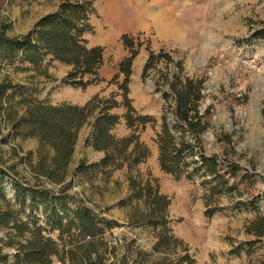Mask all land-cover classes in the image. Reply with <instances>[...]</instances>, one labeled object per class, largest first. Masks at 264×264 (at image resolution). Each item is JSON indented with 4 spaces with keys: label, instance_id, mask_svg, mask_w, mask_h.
<instances>
[{
    "label": "rangeland",
    "instance_id": "rangeland-1",
    "mask_svg": "<svg viewBox=\"0 0 264 264\" xmlns=\"http://www.w3.org/2000/svg\"><path fill=\"white\" fill-rule=\"evenodd\" d=\"M60 1L0 0V25L8 27L9 37L24 35ZM93 7L90 23L94 30L85 38L87 45L103 50L99 82L85 89L66 84L63 79L71 67L49 58L38 69L14 61L0 72V81L7 79L35 89L36 100L53 105H83L94 96H114L121 102L118 84L123 78L114 81V77L119 62L130 55L121 42L127 35L141 44L130 66L128 97L135 116H147L151 123L129 128L123 119L126 110L120 106L111 111L119 118L111 133L116 138L137 136L147 147L148 158L131 170L125 167L109 175H105L109 170L98 172L90 182L76 177L74 170L81 160L92 164L104 156L86 144L91 128L85 126L78 134L68 173L61 182L46 180L38 172L40 147L33 138L9 137L6 144L0 143L2 167H8L7 173L36 191H53L48 195L55 202L66 188L98 218L114 222L107 240L111 245L125 241L117 253L127 250L132 240L135 243L129 251L134 257L141 251L139 258L129 256L125 264H180L176 263L180 256H188L191 264H264V39L252 37L264 29V0H94ZM154 15L162 26L156 25ZM159 50L181 62L183 74L203 79L199 105L207 128L201 135V145L206 156L217 157L219 174L227 185L207 173L192 172L189 177L176 179L159 168L155 136L161 127L166 86L158 82L156 70L146 78L141 75L149 53ZM158 68L165 71L163 65ZM8 131L3 128L2 136ZM129 176L149 180L170 200L166 216L177 242L169 248L156 252L152 229L133 224L135 202L128 201ZM6 200L13 208L12 220L28 224L29 229L34 225L43 228L42 234L60 246L74 243L68 235L60 240L56 230L45 232L44 204L15 206L10 194ZM123 202L133 206L124 207ZM67 203L71 208L75 206L70 199ZM5 209L0 202V212ZM12 225L0 226L1 245L30 237L29 233L16 236ZM3 251L15 252L7 247ZM52 264L61 263L52 257Z\"/></svg>",
    "mask_w": 264,
    "mask_h": 264
},
{
    "label": "trees",
    "instance_id": "trees-1",
    "mask_svg": "<svg viewBox=\"0 0 264 264\" xmlns=\"http://www.w3.org/2000/svg\"><path fill=\"white\" fill-rule=\"evenodd\" d=\"M93 4L94 0H61L54 11L44 14L26 34L20 36L9 37L8 27L0 25V72L12 66L14 61L29 63L38 69L49 58L71 67L63 79L66 84L85 89L99 82L98 71L104 62L103 50L100 46L90 47L85 38L94 30L90 23L94 14ZM252 37L264 39V29L254 32ZM121 42L130 51V55L119 62L114 77V81L123 78L118 84V91L122 92L121 102L116 101L114 96L108 99L94 96L83 105L67 102L53 105L36 100L35 89H27L7 79L0 81V136L3 128H9L0 143L6 144L9 137L38 141L41 156L38 172L54 183L61 182L67 175L78 134L85 126L91 128L86 144L92 151L102 152L104 156L92 164L81 160L74 170L76 177L90 182L98 172L109 170L105 173L109 175L125 167L127 170L134 169L144 162L149 156L148 149L137 136L130 134L125 138H116L111 133L119 124V118L111 111L120 106L126 110L123 119L129 128H143L151 123L147 116H135L128 97L130 66L141 44L134 43L127 35L122 36ZM158 65H163L165 71ZM153 70L159 75L158 82L166 86V91L162 93L161 127L155 136L159 168L176 179L189 177L192 172H203L227 185L219 174L217 157L206 156L201 145V135L207 128L199 105L203 98V79L183 74L182 63L163 50L149 53L142 77L146 78ZM6 170L8 167H2L0 162V202L6 206L0 212V226L8 227L13 223L10 228L16 236L29 233L30 237L23 242L10 240L3 245L0 243V264H52V257H56L61 264H125L129 256L136 259L141 256V251L136 257L129 251L134 246V240L127 243V250L119 255L117 248L124 247L125 241L120 245H111L107 240V232L115 223L98 218L84 202L69 195L66 188L60 191L61 196L55 202L48 195L53 191H36ZM127 181L130 189L128 201L135 202L133 224L152 229L156 252L175 244L177 240L171 235L166 216L170 200L160 194L158 187L151 185L149 180L129 176ZM9 194L15 206L32 207L36 202L44 204L45 232L56 230L60 240L68 235L74 243L60 246L50 236L42 234L43 228L34 225L29 229L28 224L12 220L13 208L6 200ZM67 199L75 205L73 208L68 206ZM127 205L133 206L126 202L122 206ZM140 207L143 209L139 210ZM256 229L258 232L261 230L259 226ZM4 247L15 252H4ZM191 262L188 256L176 259V263L180 264Z\"/></svg>",
    "mask_w": 264,
    "mask_h": 264
},
{
    "label": "crops",
    "instance_id": "crops-1",
    "mask_svg": "<svg viewBox=\"0 0 264 264\" xmlns=\"http://www.w3.org/2000/svg\"><path fill=\"white\" fill-rule=\"evenodd\" d=\"M155 3H157V0H155ZM154 16H156V15H154ZM154 18H155L156 25H157L158 27L162 26V23L160 22L159 18H158L157 16L154 17Z\"/></svg>",
    "mask_w": 264,
    "mask_h": 264
}]
</instances>
